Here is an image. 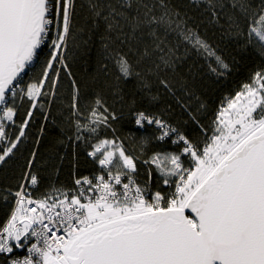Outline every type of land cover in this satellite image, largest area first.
<instances>
[{
    "label": "snow or ice",
    "instance_id": "obj_1",
    "mask_svg": "<svg viewBox=\"0 0 264 264\" xmlns=\"http://www.w3.org/2000/svg\"><path fill=\"white\" fill-rule=\"evenodd\" d=\"M216 37L241 52L251 49L260 66L217 111L201 148L162 114L138 105L168 97L199 124L186 103L195 93L183 66L196 56L218 77L232 73L235 58L229 63L219 54ZM93 38L104 88L119 110L101 92L81 107L67 50ZM42 46L50 49L42 75L22 86ZM62 72L72 87L65 119L74 129V159L79 143L87 149L125 109L138 128L155 126L158 134L142 144L169 138L182 151L144 160L160 169L167 187L152 191L151 170L140 183L139 157L117 139H101L87 150L98 165L91 176H78L74 163L71 187L49 185L34 196L40 177L32 171L33 148L16 189H0V199L11 202L0 222V264H264V0H0V166L28 138L37 110L45 121L52 116ZM44 131L41 124L37 145ZM161 159L170 167L161 168Z\"/></svg>",
    "mask_w": 264,
    "mask_h": 264
},
{
    "label": "trees",
    "instance_id": "obj_2",
    "mask_svg": "<svg viewBox=\"0 0 264 264\" xmlns=\"http://www.w3.org/2000/svg\"><path fill=\"white\" fill-rule=\"evenodd\" d=\"M84 14V10H80V16L77 18L78 23H83ZM208 35H211V33L209 32ZM84 38H87L86 35ZM217 42L219 43V54L223 55L229 63H233V58H235L233 72L227 77H218L210 70L208 62L201 57L192 56L183 66V71L186 74L190 71L187 78L192 81V90L195 93V96L187 100L186 103L190 105L191 111L197 116L199 124L193 123L187 112L181 109L174 99L168 97H162L157 102H150L148 98H144L140 100L138 105L142 109H147L150 113L162 114L163 118L173 126L178 127L180 132L194 142H199L201 148L204 145L205 138L212 135L213 121L219 108L229 98L234 97L237 91L241 90L243 83L248 80L249 74L260 66V58L254 55L251 49L244 53L239 51L235 44L227 41L219 42L218 37L214 38V43ZM98 45L99 41L93 38L88 45L80 44L77 47L70 43L67 50L68 60L66 62L71 68L73 78L81 85L82 109L94 100L96 92H101L107 103L113 105V97L110 91L104 88L105 77L102 72L98 71ZM49 52L50 49L47 46L41 48L39 58L35 59L23 77L24 86L41 77ZM94 76L96 77L95 80H93ZM108 80L111 81V77ZM71 94V81L62 72L55 102L49 108L52 116L48 121H45L43 114L38 110L36 111L35 118L28 130V138L20 146L16 156L6 165L0 166V189L5 187L16 189L22 179V173L26 169L25 161L30 157L33 148L38 151L32 171L40 177L39 191L34 190V193L40 195V191H43L49 185L71 187L73 164H76L75 172L78 176L93 174L98 167L92 162L91 158L87 157V150L91 149L92 143H96L101 139L114 138L123 144L128 154L139 157L137 166L141 184L148 179L147 173L151 170L152 179L149 187L153 191H156L158 187L167 190V187H164L162 183L163 177L158 169L143 162L155 153H160L162 156L167 153H180L183 147L182 143L175 145L171 139L165 138L164 141L152 139L151 142L142 144V139L158 134L155 132V126L145 125L144 128H138L134 121L128 117L125 109L124 116L112 122L111 127L101 126L98 134L90 139L87 149L83 143H79L76 148L78 155L74 159L72 141L69 140L74 129L68 126L69 122L65 119L70 112L68 105L71 103ZM200 103H203L205 108L197 112ZM113 106L117 110L120 108L119 103ZM26 107L25 105V109ZM25 109H22L21 114L18 115V122L22 119ZM161 110H164L163 113ZM41 124L45 125V131L39 145H37L35 141ZM84 135L88 136L87 133ZM60 141H64V143ZM181 159L185 165L190 164L189 157L182 155ZM10 209L11 202L5 204L0 199V222L6 219Z\"/></svg>",
    "mask_w": 264,
    "mask_h": 264
},
{
    "label": "built area",
    "instance_id": "obj_3",
    "mask_svg": "<svg viewBox=\"0 0 264 264\" xmlns=\"http://www.w3.org/2000/svg\"><path fill=\"white\" fill-rule=\"evenodd\" d=\"M50 42V41H49ZM43 47V46H42ZM49 49V48H48ZM40 51V50H39ZM35 61V60H34ZM34 63V62H33ZM32 63V64H33ZM31 64V65H32ZM30 65V66H31ZM29 66V67H30ZM25 76V74H22V76H21V78H20V80H21V85L22 86H24L23 85V83H24V80H23V77ZM111 139H114V138H111ZM117 143H120L121 144V142L119 141V140H117ZM152 166H154L156 169H158L155 165H152ZM160 166H161V168H163V169H166V168H168V167H170V164L168 163V161L167 160H164V159H161L160 160ZM186 167H189L190 166V164L189 165H185ZM97 167H98V165H97ZM158 171L161 173V171H160V169H158ZM92 175V174H91ZM91 175H89V176H91ZM164 187H166L165 185H164ZM152 190V189H151ZM153 191V190H152ZM33 194H34V196H39V195H36L35 193H34V190H33Z\"/></svg>",
    "mask_w": 264,
    "mask_h": 264
},
{
    "label": "rangeland",
    "instance_id": "obj_4",
    "mask_svg": "<svg viewBox=\"0 0 264 264\" xmlns=\"http://www.w3.org/2000/svg\"><path fill=\"white\" fill-rule=\"evenodd\" d=\"M226 105H227V102H226L225 104H223V106H225V107H226ZM220 108H221V107H220ZM220 108H219V109H220Z\"/></svg>",
    "mask_w": 264,
    "mask_h": 264
}]
</instances>
